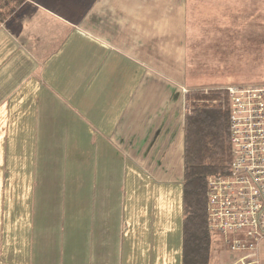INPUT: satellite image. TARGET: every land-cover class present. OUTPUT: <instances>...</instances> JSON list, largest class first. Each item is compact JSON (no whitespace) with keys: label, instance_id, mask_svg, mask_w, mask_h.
<instances>
[{"label":"crops","instance_id":"0c3cea01","mask_svg":"<svg viewBox=\"0 0 264 264\" xmlns=\"http://www.w3.org/2000/svg\"><path fill=\"white\" fill-rule=\"evenodd\" d=\"M241 2L23 0L0 20V250L15 264H182L187 45L219 22L263 27L264 0Z\"/></svg>","mask_w":264,"mask_h":264},{"label":"built area","instance_id":"2783aa9c","mask_svg":"<svg viewBox=\"0 0 264 264\" xmlns=\"http://www.w3.org/2000/svg\"><path fill=\"white\" fill-rule=\"evenodd\" d=\"M183 111H226L231 161L226 175L207 179L206 228L219 235L231 264H253L264 238V85L181 89Z\"/></svg>","mask_w":264,"mask_h":264},{"label":"trees","instance_id":"16d2710c","mask_svg":"<svg viewBox=\"0 0 264 264\" xmlns=\"http://www.w3.org/2000/svg\"><path fill=\"white\" fill-rule=\"evenodd\" d=\"M22 2L23 0H0V20L14 13ZM211 87L223 86L206 88ZM228 128L226 111L215 108L194 109L192 113L185 114L182 264H211L213 235L206 228L205 215L207 179L228 173L231 161Z\"/></svg>","mask_w":264,"mask_h":264},{"label":"rangeland","instance_id":"374dc122","mask_svg":"<svg viewBox=\"0 0 264 264\" xmlns=\"http://www.w3.org/2000/svg\"><path fill=\"white\" fill-rule=\"evenodd\" d=\"M194 2L195 0H189V6L192 7ZM240 4L239 12L246 14L244 0ZM232 6L235 7V4ZM224 12L228 19L230 12L228 10ZM227 23L219 22L215 27L218 29H207L209 33L200 38L199 45L191 41L188 43L186 79L189 86L203 88L264 85V26L234 29L229 25V21ZM212 235L211 264H229L224 263L218 254L221 250L218 238L221 237L217 234ZM7 245L10 246V243ZM7 252L0 250L1 264H15L16 261L8 257L12 254V248H8Z\"/></svg>","mask_w":264,"mask_h":264}]
</instances>
